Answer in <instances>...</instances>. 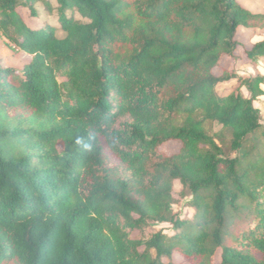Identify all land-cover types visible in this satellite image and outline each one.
I'll list each match as a JSON object with an SVG mask.
<instances>
[{
  "label": "trees",
  "instance_id": "obj_1",
  "mask_svg": "<svg viewBox=\"0 0 264 264\" xmlns=\"http://www.w3.org/2000/svg\"><path fill=\"white\" fill-rule=\"evenodd\" d=\"M40 3L0 0V37L30 59L0 65V264H264V75L216 74L264 15L238 0H57L59 27H30ZM246 56L264 59V39ZM175 182L192 218L174 213ZM157 224L173 234L138 237Z\"/></svg>",
  "mask_w": 264,
  "mask_h": 264
},
{
  "label": "rangeland",
  "instance_id": "obj_2",
  "mask_svg": "<svg viewBox=\"0 0 264 264\" xmlns=\"http://www.w3.org/2000/svg\"><path fill=\"white\" fill-rule=\"evenodd\" d=\"M49 2L50 9L48 10L43 3H40L36 6L38 16L37 18L31 17L30 11L28 9L24 10V14L26 17V21L30 27L36 28L41 25H53L55 27H59L58 24V12L57 0H45ZM244 7H246L249 11L254 14L264 15V0H238ZM70 16H74L79 19L81 22H85L77 13H69ZM259 27H261V31L240 28L238 30V38L242 44V47L239 51L240 61H234L230 59H226L222 67L216 70L217 75H222V73L226 70L235 69L240 74L255 76L257 74L264 75V59H258L257 61H251L246 56V51H249L253 48V46L262 41L264 39V18L257 21ZM29 57L23 56L18 51L14 50L8 42L0 37V65L10 66L16 69L21 70L25 63L29 61ZM234 86V83L227 85H220L217 88L219 94H226L229 89ZM264 89V87H263ZM255 106L261 110L262 119L264 123V97L260 98ZM206 131L209 136L216 139L217 143L223 147L227 154L229 153L228 147L231 140V135L228 131L222 129V126L217 123L207 122L205 124ZM218 139V140H217ZM181 145L177 142H170L163 146L162 150L168 155L176 154L179 152ZM182 186L179 182L174 183L173 188V197L174 204L173 209L174 213H176L180 217H189L192 218L194 215V211L189 207L190 197L184 198L182 197ZM165 231L167 234H173L170 225H155V227H151L146 229L142 234L138 235L139 238L147 239L148 235L154 231ZM176 264H180L181 261L177 258L174 259Z\"/></svg>",
  "mask_w": 264,
  "mask_h": 264
},
{
  "label": "crops",
  "instance_id": "obj_3",
  "mask_svg": "<svg viewBox=\"0 0 264 264\" xmlns=\"http://www.w3.org/2000/svg\"><path fill=\"white\" fill-rule=\"evenodd\" d=\"M261 75H262V74H261ZM263 87H264V86H262V89H263ZM263 90H264V89H263ZM244 92H245L246 95H248V94L246 93V91H244Z\"/></svg>",
  "mask_w": 264,
  "mask_h": 264
},
{
  "label": "clouds",
  "instance_id": "obj_4",
  "mask_svg": "<svg viewBox=\"0 0 264 264\" xmlns=\"http://www.w3.org/2000/svg\"><path fill=\"white\" fill-rule=\"evenodd\" d=\"M80 141H78V143H79Z\"/></svg>",
  "mask_w": 264,
  "mask_h": 264
}]
</instances>
